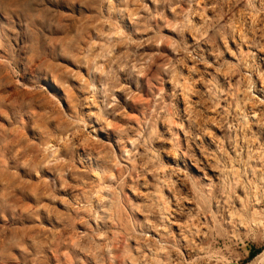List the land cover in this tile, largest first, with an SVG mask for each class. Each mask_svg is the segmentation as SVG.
Instances as JSON below:
<instances>
[{
    "label": "rangeland",
    "instance_id": "rangeland-1",
    "mask_svg": "<svg viewBox=\"0 0 264 264\" xmlns=\"http://www.w3.org/2000/svg\"><path fill=\"white\" fill-rule=\"evenodd\" d=\"M187 262L264 264V0H0V264Z\"/></svg>",
    "mask_w": 264,
    "mask_h": 264
},
{
    "label": "bare ground",
    "instance_id": "bare-ground-1",
    "mask_svg": "<svg viewBox=\"0 0 264 264\" xmlns=\"http://www.w3.org/2000/svg\"><path fill=\"white\" fill-rule=\"evenodd\" d=\"M209 4H210V3H209ZM190 37H191V36H190ZM260 89H261V88H260ZM249 90H250V89H249ZM253 90H254V89H253ZM250 91H252V90H250ZM247 92H248V90H247ZM261 92H262V90H261ZM258 93H259V92H258ZM250 94H251V93H250ZM254 94H255V93H254ZM255 95H256V94H255ZM246 97H247V96H246ZM250 98H251V97H250ZM260 98H263V97H260ZM181 99H182V98H181ZM257 99H259V96H257L256 100H257ZM261 100H262V99H261ZM259 101H260V100H259ZM262 101H263V100H262ZM260 103H262V102H260ZM253 105H254V104H253ZM251 107H252V106H251ZM251 107H249V109H250ZM258 107H259V105H258ZM249 112H250V111H249ZM252 112H253V111H252ZM253 113H255V116H256V113H257V112H253ZM251 115H252V114H251ZM253 115H254V114H253ZM242 116H243V115H242ZM245 117H246V119H247V116L244 115V118H245ZM251 117H252V116H251ZM252 118H253V117H252ZM259 119H261V118H259ZM83 124H84V123H83ZM233 125H234V124H233ZM92 130H93V129H92ZM95 134H96V133H95ZM95 134H93V135H95ZM66 136H67V135H66ZM72 137H73V136H72ZM72 137H71V138H72ZM86 137H87V136H86ZM89 137H90V136H89ZM87 138H88V137H87ZM93 138H94V136H93ZM259 139H261V138H259ZM104 141H105V140H104ZM107 142H108V141H107ZM49 144H50V143H49ZM49 144H48V145H49ZM237 144H238V143H237ZM48 145H45V146H48ZM161 150H162V149H161ZM167 150H168V149H167ZM240 151H241V149H240ZM162 152H163V151H162ZM165 154H166V153H165ZM172 154H173V153H172ZM172 154H171V155H172ZM167 156H168V155H167ZM167 159H168V157H167ZM168 160H169V159H168ZM172 162L174 163V161H172ZM258 194H259V193H258ZM99 196H100V195H99ZM99 196H98V197H99ZM258 197H259V196H258ZM182 206H183V205H182ZM229 211H230V210H229ZM79 231H80V229H79ZM158 243H160V242H158ZM160 245H162V244H160ZM100 246H101V245H100ZM190 248H193V247H190ZM187 263H188V262H187ZM188 264H189V263H188ZM190 264H191V263H190Z\"/></svg>",
    "mask_w": 264,
    "mask_h": 264
},
{
    "label": "trees",
    "instance_id": "trees-1",
    "mask_svg": "<svg viewBox=\"0 0 264 264\" xmlns=\"http://www.w3.org/2000/svg\"><path fill=\"white\" fill-rule=\"evenodd\" d=\"M257 251H258L257 248H254L253 250H249V251H248V257L250 258V257L253 256Z\"/></svg>",
    "mask_w": 264,
    "mask_h": 264
}]
</instances>
